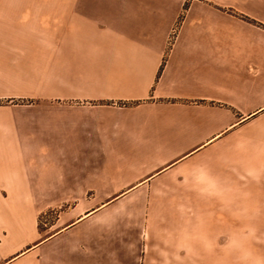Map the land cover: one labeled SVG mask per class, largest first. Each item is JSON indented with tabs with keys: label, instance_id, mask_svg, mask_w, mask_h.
<instances>
[{
	"label": "crops",
	"instance_id": "crops-1",
	"mask_svg": "<svg viewBox=\"0 0 264 264\" xmlns=\"http://www.w3.org/2000/svg\"><path fill=\"white\" fill-rule=\"evenodd\" d=\"M43 75L0 120V264H168L264 150V0H0V94Z\"/></svg>",
	"mask_w": 264,
	"mask_h": 264
},
{
	"label": "rangeland",
	"instance_id": "rangeland-1",
	"mask_svg": "<svg viewBox=\"0 0 264 264\" xmlns=\"http://www.w3.org/2000/svg\"><path fill=\"white\" fill-rule=\"evenodd\" d=\"M39 64L46 70L43 60ZM46 82L43 75L40 88L7 83L0 94L1 126L12 128L14 117L47 100ZM256 151L231 164L225 186L200 189L198 202L189 204L193 216L183 219L182 234L173 236L181 249L167 251L168 264H264V150ZM49 221L40 215V226Z\"/></svg>",
	"mask_w": 264,
	"mask_h": 264
}]
</instances>
